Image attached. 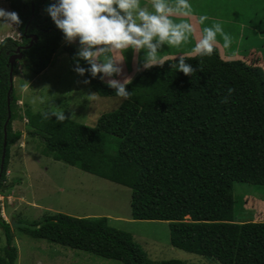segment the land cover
I'll use <instances>...</instances> for the list:
<instances>
[{
    "label": "trees",
    "instance_id": "obj_1",
    "mask_svg": "<svg viewBox=\"0 0 264 264\" xmlns=\"http://www.w3.org/2000/svg\"><path fill=\"white\" fill-rule=\"evenodd\" d=\"M5 1L19 15L21 40L5 38L0 43V158L10 112L0 192L10 149L22 139V132L12 128L17 117L14 89L7 107L9 57L27 46L31 35L37 36L32 47L20 51L14 79L19 65L36 77L61 53L74 69L78 52L73 46L62 47L63 33L50 17L40 16L46 0ZM184 57L196 73L185 76L171 68L178 57L165 59L134 76L126 85L129 99L117 97L101 74L93 78L86 72L83 77L97 95L119 98L121 104L102 114L93 127L70 119L44 120L43 111L26 108L27 135L55 161L130 189L131 219L167 222L173 248L218 264H264V212L259 222H238L235 211L240 214L243 202L241 198L236 206L233 198L235 184L264 186V72L222 57L216 45L211 56ZM79 64L90 67L84 60ZM225 97L227 103H222ZM0 229L6 238L0 264H15L10 224L1 214ZM18 229L30 238L120 264H188L152 260L130 233L110 226L106 217L57 213Z\"/></svg>",
    "mask_w": 264,
    "mask_h": 264
},
{
    "label": "rangeland",
    "instance_id": "obj_2",
    "mask_svg": "<svg viewBox=\"0 0 264 264\" xmlns=\"http://www.w3.org/2000/svg\"><path fill=\"white\" fill-rule=\"evenodd\" d=\"M201 1L191 0L190 4L193 13L199 11L209 17L203 28L219 22L223 30L233 38L230 49L226 50L222 38L218 36L215 45L220 47L222 57L242 60L249 65L261 67L264 72V0ZM54 2L55 0L44 2L39 9L41 17H50L46 8ZM0 8L11 11L9 3L5 0H0ZM15 26L12 25L11 31L15 35L18 34L15 39L20 41V34ZM5 32L9 30L0 26V34ZM61 45L75 46L79 50L78 41L69 44L64 39ZM176 48L177 46L166 45L158 56L164 53V50L170 54L171 49ZM121 54L122 57L125 56V53ZM130 58L132 61V57ZM159 59L163 61L168 59V56ZM136 65L133 64V70H136ZM121 67L124 73L127 69H132V63L127 65L122 62ZM22 69L19 65V73L14 77L17 78V82L16 84L13 82V88L18 99L17 117L21 116L23 120L16 117L12 122L13 130L22 132V139L10 149L8 168L2 183L4 189L0 192V214L10 224L11 247L16 250L15 264H120L54 245L45 240L30 238L18 229L19 225L32 224L41 221L47 215L57 213L83 218L106 217L110 226L130 233L154 261L178 260L188 264H218L210 259L173 248L170 245V228L167 222L132 220L130 189L55 161L43 153L40 142L27 135L25 104L33 113L45 111L50 105L42 104L41 97L47 94L53 96L51 103L64 110L66 118L90 127L96 125L102 114L114 111L117 105L121 104V99L97 95V99L89 100L87 95L95 92L88 83H83L85 80L83 76L71 71L68 56L63 53L57 54L45 70V75L38 76L23 93L22 86L28 87L27 76H32ZM122 73L118 80L126 78ZM134 76L132 75L130 79L132 80ZM107 79L105 77L101 80L107 84ZM245 193L252 195H242ZM261 197H264V186L251 189L244 184H235L233 198L236 206L241 205V198L243 202L240 214L235 211L236 221H261L264 212V201ZM5 247L6 238L0 229V254H3Z\"/></svg>",
    "mask_w": 264,
    "mask_h": 264
},
{
    "label": "clouds",
    "instance_id": "obj_3",
    "mask_svg": "<svg viewBox=\"0 0 264 264\" xmlns=\"http://www.w3.org/2000/svg\"><path fill=\"white\" fill-rule=\"evenodd\" d=\"M151 8L150 11L147 6L142 7L140 0H55L46 8V12L56 28L63 33L66 42L71 44L78 41L77 62L73 70L80 76L87 72L93 78L98 74H101V79L107 77V85L115 89V95L129 99L131 92L126 90V85L131 83V79L125 78L121 81L112 78L121 75V64L124 60L114 59L113 54L124 53L129 49L135 53L143 51L141 67L148 69L162 65L157 56L165 45L180 46L189 40L193 32L190 23L183 20L175 22L172 19L174 16L193 15L189 0H151ZM208 19L207 15H201L198 22L204 24ZM20 23L18 13L0 8V24ZM202 31V37L192 49L195 55L211 56L218 36L223 40V47L230 49L233 38L223 30L221 23L214 22ZM79 60H84L90 67H81ZM171 68L185 76H192L197 71L185 62L184 56H178V62L171 64ZM198 70L202 71L199 66ZM89 82L83 81L85 84ZM26 86H29L27 82ZM228 91L231 95L234 90L230 88ZM87 96L89 100L97 99V93ZM51 97L53 96L48 94L41 97L42 104L50 105L41 113L42 119L54 117L57 122L62 123L68 118L65 117L64 110L51 103L54 99ZM221 102L227 103V97Z\"/></svg>",
    "mask_w": 264,
    "mask_h": 264
},
{
    "label": "crops",
    "instance_id": "obj_4",
    "mask_svg": "<svg viewBox=\"0 0 264 264\" xmlns=\"http://www.w3.org/2000/svg\"><path fill=\"white\" fill-rule=\"evenodd\" d=\"M201 0H197V2H200ZM191 2V0H189V3ZM202 2V1H201ZM140 4H141V6L143 7V6H147L149 9H151V0H140ZM6 10V9H5ZM201 15H203L201 12H199V11H197V12H194L193 13V15L192 16H190V17H182V16H174V17H172V19L175 21V22H180L181 20H183V21H186V22H188V23H190L191 25H192V27H193V32L190 34V40L189 41H187V42H184V43H182L180 46H177V48L176 49H171V51H172V53H167L165 50L163 51L164 53H162V54H160L158 57H157V60L158 61H161L162 62V60L161 59H159V58H161V57H167L168 56V58H175V57H178V56H188L189 54H194L193 52H192V49L194 48V46H195V43L202 37V35H203V24H200L198 21H199V16H201ZM207 21H209V20H207ZM213 21V20H212ZM205 23H206V21H205ZM213 23V22H212ZM212 24H210L209 26H211ZM0 26H4L5 28H7L8 30H9V32H5V33H3V34H0V43H1V41H3L5 38H11V39H13V40H16L15 38L17 37V35L18 34H14V32L13 31H11V27H12V25H6V24H0ZM15 29H17V26H15L14 27ZM17 32V31H16ZM200 35V37H198L197 35ZM186 43V44H185ZM182 45H186V46H182ZM166 46V45H165ZM164 46V47H165ZM75 47V46H74ZM163 47V48H164ZM76 48V47H75ZM77 49V48H76ZM125 53V56L123 55V57H122V54H121V52H116V53H114L113 54V58L114 59H116V60H120V59H124L123 60V62H125L126 64H127V62H129V64L130 63H132V69H130V70H126V72H124V73H122L123 75H125V77L127 78H131V76L132 75H136L137 73H139L143 68L141 67V65H142V60H141V57H143V52H140V53H135V52H133V50H131V49H129V50H127V51H125L124 52ZM130 55V56H129ZM121 57V58H120ZM129 57V58H128ZM130 57H132V61H130L131 60V58ZM129 59V61H127ZM134 60V61H133ZM164 61V60H163ZM160 62V63H161ZM133 64H137L136 65V70H133ZM128 68H129V66H128ZM130 68H131V65H130ZM71 69H72V67H71ZM139 69V70H138ZM71 71H73L74 72V70L72 69ZM45 73H46V71H43L40 75H38V76H43V75H45ZM38 76H36V77H29V76H27L28 77V84H32L33 82H34V80L38 77ZM16 77V76H15ZM112 78H114V79H118V76H114V77H112ZM16 79L17 78H15L14 79V81L13 82H15V84H16ZM31 86V85H30ZM30 86H28L27 88H25L24 86H22L23 88H24V90L22 91V93L24 92V91H26V89H28ZM14 87H15V85H14ZM14 89V88H13ZM21 89V88H20ZM20 89H19V91H20ZM17 91V90H16ZM14 92H15V90H14ZM15 97H16V100L18 101V99H17V95L15 94ZM22 98V97H21ZM20 102V101H19ZM28 105L27 104H25V108H28L27 107ZM117 106H119V104L117 105ZM19 120H20V118H19V116L17 117Z\"/></svg>",
    "mask_w": 264,
    "mask_h": 264
},
{
    "label": "water",
    "instance_id": "obj_5",
    "mask_svg": "<svg viewBox=\"0 0 264 264\" xmlns=\"http://www.w3.org/2000/svg\"><path fill=\"white\" fill-rule=\"evenodd\" d=\"M32 9H33V7H32ZM37 40H38V38L36 36H31L29 45L26 46L24 49H29L30 47H32V45L34 43H36ZM20 51H21V48H18L16 50V53H14L13 55H11L9 57V64H10L11 68H10V77H9L10 87H9L8 93H7V107H8V109H9L10 102H11L10 95H11L12 90H13V75H12L13 67L22 59V53ZM9 119H10V112L8 111L7 120L3 126V149H2V154H1V158H0V175L2 173V169H3V165H4V161H5V156H6V139H7L6 127H7Z\"/></svg>",
    "mask_w": 264,
    "mask_h": 264
},
{
    "label": "flooded vegetation",
    "instance_id": "obj_6",
    "mask_svg": "<svg viewBox=\"0 0 264 264\" xmlns=\"http://www.w3.org/2000/svg\"><path fill=\"white\" fill-rule=\"evenodd\" d=\"M31 36H35V35H31ZM31 36H30V37H31ZM30 37H29V42H30ZM36 37H37V36H36ZM28 45H29V44H28ZM28 45H27V46H28ZM25 47H26V46H20V47H18V48H21V50H22V49H24Z\"/></svg>",
    "mask_w": 264,
    "mask_h": 264
}]
</instances>
